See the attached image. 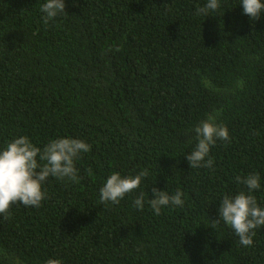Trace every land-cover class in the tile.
<instances>
[{"label": "trees", "instance_id": "16d2710c", "mask_svg": "<svg viewBox=\"0 0 264 264\" xmlns=\"http://www.w3.org/2000/svg\"><path fill=\"white\" fill-rule=\"evenodd\" d=\"M44 2L0 0V148L24 135L91 150L76 181L50 176L39 207L0 214V264H264V225L245 247L212 221L225 194L247 192L237 175L259 174L264 207V15L241 0L205 17L206 0H64L45 24ZM210 114L229 140L210 147L212 168H192L193 129ZM142 170L119 204L100 201L113 172ZM153 187L179 189L183 207L154 214Z\"/></svg>", "mask_w": 264, "mask_h": 264}, {"label": "clouds", "instance_id": "9594fccd", "mask_svg": "<svg viewBox=\"0 0 264 264\" xmlns=\"http://www.w3.org/2000/svg\"><path fill=\"white\" fill-rule=\"evenodd\" d=\"M243 12L251 20L264 15V2L262 0H241ZM220 7V0H206V3L197 7L196 14L207 16ZM64 0H45L40 5L45 24L62 16L65 13ZM119 50V49H117ZM238 87L243 86V81L238 82ZM196 145L186 156L192 168L213 167V160L209 156L210 147L217 140H229V132L225 125L216 122V116L210 114L200 121L193 129ZM91 150V145L79 138H56L49 140L43 147L36 146L24 135L8 141L6 146L0 148V214L7 216L13 204H22L25 207H39L47 199L42 185L52 176L58 179L67 178L70 181L78 179V169L75 161L82 153ZM207 158V159H206ZM148 175L147 170H142L135 176H121L113 172L104 185L100 188V201L119 204L126 194L140 187L142 178ZM235 180L246 185L247 192L240 191L235 195L225 194L218 207V219L213 221V228L222 219L231 227L239 237L240 244L249 247L253 244L254 229L264 225V207H260L254 195V190L260 189L259 174L252 173L246 177L237 175ZM153 197L148 201L154 214L159 215L162 206L183 207V192L179 189L174 194L165 190L152 188ZM138 209L144 207V193L141 192L134 201ZM46 264H62L58 258H50Z\"/></svg>", "mask_w": 264, "mask_h": 264}]
</instances>
